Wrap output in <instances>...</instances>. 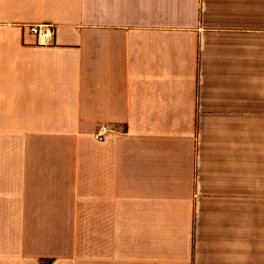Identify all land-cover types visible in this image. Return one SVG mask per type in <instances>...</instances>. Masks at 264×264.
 I'll return each mask as SVG.
<instances>
[{"label":"crops","instance_id":"1","mask_svg":"<svg viewBox=\"0 0 264 264\" xmlns=\"http://www.w3.org/2000/svg\"><path fill=\"white\" fill-rule=\"evenodd\" d=\"M0 264H264V0H0Z\"/></svg>","mask_w":264,"mask_h":264},{"label":"built area","instance_id":"2","mask_svg":"<svg viewBox=\"0 0 264 264\" xmlns=\"http://www.w3.org/2000/svg\"><path fill=\"white\" fill-rule=\"evenodd\" d=\"M26 30L31 33V35L37 38V42L40 45L50 46L54 42V37L56 33V28L53 25L41 24V25H27ZM113 131L108 126H102L98 132L94 133L93 138L96 142H104L108 136H111Z\"/></svg>","mask_w":264,"mask_h":264}]
</instances>
